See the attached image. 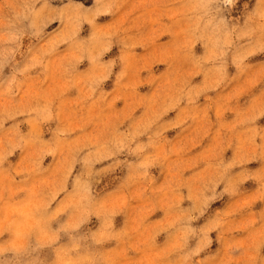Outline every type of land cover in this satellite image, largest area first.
I'll return each mask as SVG.
<instances>
[{"label": "rangeland", "instance_id": "1", "mask_svg": "<svg viewBox=\"0 0 264 264\" xmlns=\"http://www.w3.org/2000/svg\"><path fill=\"white\" fill-rule=\"evenodd\" d=\"M0 264H264V0H0Z\"/></svg>", "mask_w": 264, "mask_h": 264}]
</instances>
